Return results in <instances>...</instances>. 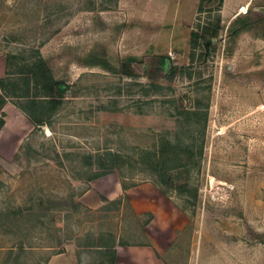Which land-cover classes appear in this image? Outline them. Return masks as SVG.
Instances as JSON below:
<instances>
[{"label":"rangeland","instance_id":"obj_1","mask_svg":"<svg viewBox=\"0 0 264 264\" xmlns=\"http://www.w3.org/2000/svg\"><path fill=\"white\" fill-rule=\"evenodd\" d=\"M246 2L0 0V264H114L152 243L148 184L188 218L170 264H264V0ZM105 152L123 162L99 176Z\"/></svg>","mask_w":264,"mask_h":264},{"label":"crops","instance_id":"obj_2","mask_svg":"<svg viewBox=\"0 0 264 264\" xmlns=\"http://www.w3.org/2000/svg\"><path fill=\"white\" fill-rule=\"evenodd\" d=\"M247 1L245 5L252 4L254 0ZM223 6H226V0H223ZM245 10V9H244ZM238 14V13H237ZM135 193L149 192L139 205L138 200L133 204L136 213L149 212L151 220L147 224L151 228L152 243L137 246H117L114 248L111 259L114 264H170L167 259L169 242H173L179 230L188 224L187 216L178 210L175 204L163 196L156 187L139 186L131 189ZM149 198V199H148ZM58 259H51L49 264H54ZM67 261H65V264ZM113 262H111L112 264Z\"/></svg>","mask_w":264,"mask_h":264},{"label":"trees","instance_id":"obj_3","mask_svg":"<svg viewBox=\"0 0 264 264\" xmlns=\"http://www.w3.org/2000/svg\"><path fill=\"white\" fill-rule=\"evenodd\" d=\"M222 2H223V0H222ZM190 37H191V44H190V46H191L190 57L191 58L190 59L193 60L194 54H195L194 52L196 50V47H198V43H197L198 33L192 31ZM208 45H210V42L209 41L205 42V46L208 47ZM38 66H40V65H38ZM60 91H62L61 88H60ZM24 111L26 112L25 109H24ZM2 124H3V121L1 122V125ZM94 158H96V156H94ZM89 159H92V157H90V156L86 157V164L91 165V163H87V160H89ZM98 159L99 160L96 162V164L100 165V170H101V172H103V173L100 172L99 176L107 175V174L113 172V170L115 168H117L120 164H122V162H123L121 155H119L118 153H110V152L103 153L101 156L98 157Z\"/></svg>","mask_w":264,"mask_h":264},{"label":"water","instance_id":"obj_4","mask_svg":"<svg viewBox=\"0 0 264 264\" xmlns=\"http://www.w3.org/2000/svg\"><path fill=\"white\" fill-rule=\"evenodd\" d=\"M262 13H264V11H262Z\"/></svg>","mask_w":264,"mask_h":264},{"label":"bare ground","instance_id":"obj_5","mask_svg":"<svg viewBox=\"0 0 264 264\" xmlns=\"http://www.w3.org/2000/svg\"><path fill=\"white\" fill-rule=\"evenodd\" d=\"M6 110V109H5ZM8 115H10V114H8Z\"/></svg>","mask_w":264,"mask_h":264}]
</instances>
